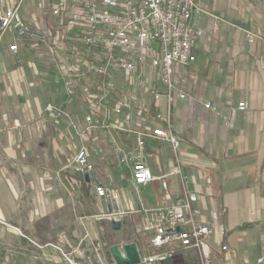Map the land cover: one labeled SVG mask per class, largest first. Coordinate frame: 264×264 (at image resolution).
<instances>
[{
  "label": "built area",
  "instance_id": "built-area-1",
  "mask_svg": "<svg viewBox=\"0 0 264 264\" xmlns=\"http://www.w3.org/2000/svg\"><path fill=\"white\" fill-rule=\"evenodd\" d=\"M25 1L11 0L0 11V45L11 33L14 44L9 51L14 56L18 54V43L26 36L21 15ZM41 3L45 6L44 0ZM44 14L52 18L51 26L44 23L29 38L48 46L59 73L57 82L62 83L65 96L76 97L75 91L81 90L77 97L83 105L80 112L84 116L82 124L74 125L76 134L82 140L96 130L102 131L114 147L118 167L129 175L127 181L139 202L140 212L159 216V223L147 222L143 227L141 242L137 245L141 264H161L173 259L179 251L191 250L196 253L194 264H216L208 242L218 215L212 213V222L196 219L198 194L189 189L188 180L182 175L181 143L171 124L173 106L190 99L185 73L196 63V47L204 36L197 25V17L205 14L198 1L50 0ZM210 18L214 31L222 25L231 26L220 18ZM244 34L248 45L261 39L249 31ZM142 88L149 91L154 107L149 125L142 124L148 110L142 106L134 111L135 91ZM204 107L216 111L210 102H205ZM237 109L244 112L247 105L239 103ZM45 112L50 116L68 117L61 105L47 104ZM115 133L125 139L132 136L134 140L129 146L120 147ZM147 139L171 146L174 169L169 174L154 173L146 151ZM72 165L76 173L89 175L98 199L105 200L111 208L122 206L120 194L111 182L94 176L86 145L77 149ZM170 176L179 177L181 196L171 204L145 209L140 190L158 183L167 192ZM128 214L110 212L99 218L116 223ZM220 231L223 235L224 230ZM83 242L71 251L59 246L61 242L52 247L67 264H109L102 256L105 245ZM227 249L226 245L221 246L222 251Z\"/></svg>",
  "mask_w": 264,
  "mask_h": 264
},
{
  "label": "crops",
  "instance_id": "crops-1",
  "mask_svg": "<svg viewBox=\"0 0 264 264\" xmlns=\"http://www.w3.org/2000/svg\"><path fill=\"white\" fill-rule=\"evenodd\" d=\"M197 1L205 12L197 17V25L204 33L203 39L196 47L197 58L201 46L206 49L208 44V28L203 29L200 24L203 16L211 23L213 20L210 16L220 18L234 30L230 31L227 38L230 29L224 25L220 27V40L222 41V36L225 35L230 45L224 43L225 49L218 48L213 51V55L207 53L208 57L214 58L212 67L193 66L185 73L190 99L174 105L179 109L175 116V128L181 123L179 127L182 133L178 139L181 143L179 157L182 175L188 180L189 189L198 194L196 219L212 222V213L218 215L208 242L215 263L264 264V0ZM10 2L11 0H0V11L9 6ZM46 21L51 23L49 18ZM25 25L30 24L25 21ZM244 31L259 35L261 39L253 45H248ZM12 44L14 38L10 33L0 45V110L1 106H4L11 113L13 120L30 123L37 118V108L43 110L47 95L55 104L60 102L59 97L63 93L61 88L55 85V71L45 64L44 56L39 53L42 45L32 38H25L23 43L21 39L18 43V54L14 56L9 51ZM34 70L37 76H34ZM206 74L211 76L204 78ZM48 85L51 87L48 88ZM196 92L200 94L197 97ZM205 102L212 103L216 111L205 109ZM239 103H245L247 110L239 111ZM2 118L0 111V119ZM46 118L45 113V120ZM47 120L51 122L50 119ZM2 131L1 129L0 133ZM12 132L16 139L30 135L25 126ZM115 136L120 147H127L134 140L132 136L128 139L120 134ZM110 148L114 150L112 145ZM171 150L168 143L157 139L146 140L149 162L156 175L173 171V159L169 158ZM113 156L114 152H108L102 163L116 176V173L122 170L116 160L111 161ZM22 165L27 169L31 168L28 160ZM76 174L84 196L97 199V213L104 215L110 212H129L119 218L120 230L113 231L110 225L111 230L101 237L103 240L113 235L121 238L126 235L122 224L124 220L129 219L134 224L137 223V229L140 224H145L144 214L139 210V202L126 182H121L122 190L115 189L120 194L122 205L115 209L105 200L96 197L93 181L86 182L83 175ZM94 176L107 180L95 174ZM173 177L168 178L167 192L161 189V193L150 203L143 201L139 194L145 209L171 204L175 198L181 196L180 179L175 176L177 179L172 182ZM63 184L67 186L68 182L63 181ZM73 192L77 193L76 190ZM147 217L146 223H159V216ZM221 229L224 230L223 235ZM85 234L90 239L99 237L98 233L92 230L86 229L80 233L74 230L70 237L65 236L69 240L70 248H76L85 238ZM85 241L84 239V244ZM136 241V238H130L115 245H139ZM222 245H226L228 249L222 251ZM27 246L38 253L39 264H66L49 243L39 242L36 248ZM108 260L114 264L110 255ZM168 261L167 264H194L196 253L192 250L179 251Z\"/></svg>",
  "mask_w": 264,
  "mask_h": 264
},
{
  "label": "rangeland",
  "instance_id": "rangeland-1",
  "mask_svg": "<svg viewBox=\"0 0 264 264\" xmlns=\"http://www.w3.org/2000/svg\"><path fill=\"white\" fill-rule=\"evenodd\" d=\"M44 2L45 6L40 0H27L24 2L21 15H23L24 24L27 21L30 25H25L26 36L22 38V43L25 38H29V35L34 30L42 28L44 23L49 26L46 21L47 18L52 22V18L44 14V10L49 8V2L48 0H44ZM200 24L203 29L208 28L206 36L208 44L206 49L201 46L198 58L193 66L195 68L203 65L212 67L214 58L208 57L207 53L213 55V51L218 48L225 49L224 43L228 46L230 44L225 39V35L222 36V41L220 40V28L218 31H214L213 22L211 23L205 16H203ZM227 27L230 29L227 34V38H229L230 31L234 30V28L229 25ZM39 53L44 56L45 64L51 67L53 72L55 71L53 74L54 81L59 84L60 82H57L59 73L48 46L46 47L43 44ZM34 76H37L35 70ZM209 76L211 75L206 74L204 78L208 79ZM59 86L63 88L62 83ZM50 87L51 85H48V88ZM62 91L63 95L59 97L60 102L54 104L53 99L51 100L50 97L49 100L47 95L46 105H61L68 117L48 115L45 112V105L43 110L39 107L37 108V118L35 120L30 123H22L18 120H13L11 113L4 106H1L0 111L3 118L0 119V131L2 129L4 132L0 133V264H39L38 253L27 246L31 245L36 248L39 242L41 244L49 243L51 247L53 244V246H57L61 242L59 246H62L66 251H71L69 240L62 237H70L74 230H77L78 233L86 229L97 232L98 238L90 239L88 237L89 239H84L88 243L93 242L94 245L99 243L105 245L106 247L102 250V256L107 259L106 261L109 264H112L108 260L109 249L112 244H120L130 238H136L138 244L141 242L145 224L143 226L140 224L142 227L140 226L137 229L136 226L138 224H134L129 219L128 221L124 220L122 223L124 231L127 232L126 235H123L124 237L113 235L105 240L101 238L106 236L105 232L111 230L112 226L110 228V225L112 223L106 219L99 218L102 214L96 212L98 207L97 199L84 196L76 171L72 168L73 157L80 146L86 145L89 164L93 173L98 177L109 180L113 188L117 190H122L121 182L128 184L127 178L129 175L122 170V172H117L115 176L102 163L104 156L108 152H114L110 148L111 144L106 138H103L104 134L102 131L96 130L95 133L88 134L82 140L78 137L74 125L82 124L84 116L80 112L83 105L78 99L81 90L75 91L76 97H67L65 96L64 88ZM135 92L136 105L134 111L139 110L143 106L150 113L153 106L149 91L142 88ZM196 93V97L200 95L198 92ZM45 113L51 122L47 118L45 120ZM178 113L179 109L173 106L171 124L172 130L177 137L182 133L181 127H179L181 123L175 128V116ZM150 122L151 119L145 117L142 124L149 125ZM22 126L27 127L30 135L16 139V137L12 136V131L20 129ZM173 157V151L171 150L169 158L173 159ZM26 160L31 164L30 169L22 165ZM114 160H116L115 156H113L111 161ZM117 176L118 179H116ZM176 179L174 176L171 181L175 182ZM63 181H67L70 187L68 185L65 186ZM73 190H76L77 193L73 192ZM91 190L92 188H90L89 192ZM160 193V184L155 183L143 188L140 196L143 201L146 203L149 201L150 203ZM144 218L146 223L148 219L146 214H144ZM129 235L131 236L130 238ZM85 236L87 235L85 234ZM74 240L77 241L76 239ZM55 253L61 256L56 249ZM61 258L65 262L62 256ZM168 262L166 260L161 264H167Z\"/></svg>",
  "mask_w": 264,
  "mask_h": 264
},
{
  "label": "water",
  "instance_id": "water-1",
  "mask_svg": "<svg viewBox=\"0 0 264 264\" xmlns=\"http://www.w3.org/2000/svg\"><path fill=\"white\" fill-rule=\"evenodd\" d=\"M84 179L89 181V175L85 174ZM113 231L120 230V223H112ZM110 256L114 264H141L139 251L135 243L125 244L124 246H111L109 249Z\"/></svg>",
  "mask_w": 264,
  "mask_h": 264
},
{
  "label": "trees",
  "instance_id": "trees-1",
  "mask_svg": "<svg viewBox=\"0 0 264 264\" xmlns=\"http://www.w3.org/2000/svg\"><path fill=\"white\" fill-rule=\"evenodd\" d=\"M49 26H51V23H49ZM55 84V83H54ZM60 84V83H59ZM59 84H55V85H57V86H59ZM60 87V86H59ZM62 90H63V88H61ZM61 90V91H62ZM63 92V91H62ZM145 117H149L150 119L154 116V107H151V112L148 114V115H144ZM112 245H115V243L114 244H112Z\"/></svg>",
  "mask_w": 264,
  "mask_h": 264
}]
</instances>
